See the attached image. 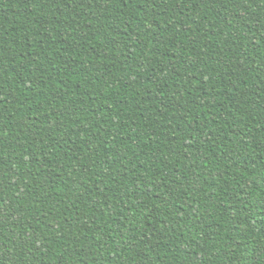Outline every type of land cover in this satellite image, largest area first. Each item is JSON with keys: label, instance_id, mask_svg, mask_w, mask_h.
<instances>
[{"label": "trees", "instance_id": "obj_1", "mask_svg": "<svg viewBox=\"0 0 264 264\" xmlns=\"http://www.w3.org/2000/svg\"><path fill=\"white\" fill-rule=\"evenodd\" d=\"M0 264H264V0H0Z\"/></svg>", "mask_w": 264, "mask_h": 264}, {"label": "snow or ice", "instance_id": "obj_2", "mask_svg": "<svg viewBox=\"0 0 264 264\" xmlns=\"http://www.w3.org/2000/svg\"><path fill=\"white\" fill-rule=\"evenodd\" d=\"M0 207H2V205H0Z\"/></svg>", "mask_w": 264, "mask_h": 264}]
</instances>
